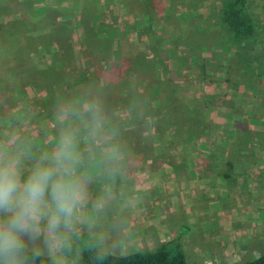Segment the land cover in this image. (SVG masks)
Listing matches in <instances>:
<instances>
[{
	"label": "rangeland",
	"instance_id": "obj_1",
	"mask_svg": "<svg viewBox=\"0 0 264 264\" xmlns=\"http://www.w3.org/2000/svg\"><path fill=\"white\" fill-rule=\"evenodd\" d=\"M65 1L66 0H57V2L56 0H0V23L18 18V21L15 24L12 26L9 25L8 27L11 26V28H14L15 32L18 31L26 37V43L29 45L23 51L24 56L28 55L30 51L27 53V50L30 49V45L32 46L35 42H29L30 40L26 35H35L34 38H36V33L38 31L42 32L44 36L36 42L35 50H37L38 53L34 54L33 58H38V60H44L45 58L50 60L52 58L51 50L57 51L59 49H50L48 50V56H45L46 54H44L45 48H43V44L50 39H53V41L56 39L58 46L61 45L63 47L64 52H62L60 58L63 66L60 68V71L56 76H54V79H56L59 84L58 88L61 89V93H68L66 91L68 86L66 83L67 77L72 76L71 74H73L76 83H95L98 87L103 84L102 91L104 93L106 107L110 112L118 114L122 137L131 148L134 153V161L137 162L129 170L128 176L125 179L129 184L121 185V182L118 181V187L122 186L131 194L133 188H135V185L137 184L136 181L141 180L142 188L136 186L138 190H135L134 193H137L142 197H148L149 194L145 191L143 185L147 184L149 181L156 178H161V180L165 181L166 177L169 180L171 178L176 179L179 175L177 179L179 184L182 179L189 178V174H187L188 170L193 171V167L196 169L198 164H200L195 162L198 157L203 158L204 156H207L211 158L214 155L229 154V149L226 143L223 141L216 142L217 136H221V134L224 133L222 130L223 125H213L212 120L209 119L211 110H208L210 106L207 104L211 105L213 100L219 102V98L217 97L211 99V96L203 94V96H201L203 97L201 98L202 101L197 100L196 106L198 112L196 113L195 118L204 120L207 125L204 128L205 132L203 135L198 136L197 138H193L192 133H188V131L177 126L176 123L181 120L166 114L165 110H152L150 107H147V110H137L139 107H137L136 110H130L128 105L125 102H122L120 91L115 88L113 85L114 82L110 81L111 79L109 77L104 76L103 72L108 68L111 62L119 59L118 55L120 54V57H122L150 53L151 47L146 41L145 33L136 28L135 24L129 25L128 29L131 30H127V34L121 36L123 39L122 41H124V49L121 50L120 47V54L117 49H115V45L114 50L111 48L112 40L110 38L99 37L101 39L100 41L96 40L98 36H95L92 41H89V39L87 40L86 37L85 39H80L78 35H80L81 29L75 27L68 19L69 15L73 14L71 13L73 11H71V9H75L76 7L74 5H69ZM178 3L190 4L192 2L190 0H179ZM220 4V0H202L201 3L192 7L190 14L194 16V19L197 20L200 18L203 23H209L211 28L215 29L217 22L213 8L219 7ZM112 7L114 8L113 11L112 9L110 10L112 11L111 13L116 14L114 11L115 6ZM67 10H70L71 12ZM183 10L184 6H179L177 3L173 7V12L175 14H179ZM199 13L202 16H197ZM85 14H87V10H85ZM104 18L108 21L111 20L109 13L106 14ZM66 21L68 24L64 23ZM126 24L124 18L120 27L124 28ZM170 35L171 34L168 30L164 32L165 37ZM87 41L91 43L90 45H100L101 48L107 47L108 50L106 49L107 52H104V54L102 50L88 51ZM250 42L251 41H247L242 47H238L240 48L238 50L244 57L250 53L248 50ZM246 43L248 47L246 46ZM173 44L174 43H170L169 45L166 44L167 46L165 47L170 48ZM72 46L73 50H71ZM158 53L159 56H162L165 60L171 55L170 49L159 50ZM203 55L204 56L200 59L198 57L194 58L188 52L185 54V51L180 53L179 56H181L182 59H178L179 63L186 60V64H192L184 66L172 73L173 76L180 81V84L185 86L183 88L188 91L187 93L182 91L181 96H191V92L195 93L196 90L198 92L200 90V92L210 94L212 87H220L215 85V80H221L224 74L228 75L230 70H232V66L234 69H237L238 67L237 61L231 64L234 60L232 61L231 58V60L228 59V57H231L229 53H225L223 59L211 57L207 53H203ZM92 58L94 59L93 61H91ZM157 74H160L158 70ZM139 90L140 88L137 86L132 87L129 92H136V95L140 100L143 94H141ZM200 92L199 94H202ZM42 95L43 91H41V89L35 90L33 87L29 89L27 96L23 95L21 97H16L9 93V91L0 92V102H4L0 103V138L6 137L10 132H17L21 137H27L29 139V146L34 152L44 147H50V142L53 141L56 135L55 119L53 116V103L55 100L50 102L48 98L42 97ZM136 105L139 106L138 101L136 102ZM42 110L46 113L42 112ZM221 117H228V115H221ZM219 122H224L223 124H225V121ZM229 130L232 131L231 128ZM226 140H229V138L226 137ZM186 159L188 161L184 162ZM206 165L210 167V164L206 163ZM239 168H241V166H239ZM155 170L161 173L155 175ZM169 172H173L175 175H170ZM225 180L226 179L224 178L223 181L225 182ZM242 186L243 184L238 180L235 185L230 184L228 188L225 183L223 191H220L219 188L217 189L215 187L211 190L212 192L210 195L203 194L199 197V194L197 196L193 194V200H195V198L197 199L195 200V202L197 201L196 203L188 193L186 194L188 197H183L182 193L186 192L181 193L180 191H177V188H172L173 192H176L174 195L176 200H178V198L190 200V206L187 207V211H181V216L176 218L179 223L184 222L194 226V228L190 227V229L187 227H181V230L183 229L185 232L181 238L183 242L182 247H184L186 258L189 261L198 264H214L220 262H240L246 259L241 256L247 250H244L243 252V248H241L238 243L235 246L228 244L231 235L229 229L233 230L234 228L229 226L228 216L225 217L224 221L228 223L225 225L226 227L223 228L224 230L221 233L210 231L212 226L217 222L219 213L221 212V214H225V209L234 206L233 199L245 197L244 195L239 194ZM240 202L242 205L243 202ZM204 203L208 206V209L213 205L218 206L219 211L217 210L214 213L213 211H210L211 213H207V209L205 211L202 210L205 213L203 214L204 218H207L210 221L201 225L197 213H202V211H197V209H199L201 204L203 205ZM247 204L248 206L246 204L240 206V211L243 215L246 211L249 212V210H246L248 207L250 208L255 205V203H251V201ZM235 206L237 207V203ZM163 211L164 210H162V213L168 218L170 224V218L174 216L175 212L170 209L168 212ZM128 214L129 213H125V216L131 219ZM191 214H193V216ZM256 218H258V216H253L249 218V220L253 221ZM212 219H214V223H212ZM238 227L239 226L236 224L237 229ZM252 243L256 244L252 245L255 247L254 254L264 251L263 246L257 248L261 242L256 241ZM158 244L159 241L157 240H150L148 242L143 241L141 243V249H149L150 246L153 247ZM136 248L137 245L133 247L128 246L125 253L137 250ZM251 258L253 257H250L249 259Z\"/></svg>",
	"mask_w": 264,
	"mask_h": 264
},
{
	"label": "clouds",
	"instance_id": "obj_2",
	"mask_svg": "<svg viewBox=\"0 0 264 264\" xmlns=\"http://www.w3.org/2000/svg\"><path fill=\"white\" fill-rule=\"evenodd\" d=\"M102 88L78 84L56 96L50 147L34 152L17 132L0 138V264L123 258L133 223L124 212L137 210L140 198L118 181L137 162Z\"/></svg>",
	"mask_w": 264,
	"mask_h": 264
},
{
	"label": "trees",
	"instance_id": "obj_3",
	"mask_svg": "<svg viewBox=\"0 0 264 264\" xmlns=\"http://www.w3.org/2000/svg\"><path fill=\"white\" fill-rule=\"evenodd\" d=\"M86 1L88 14L84 13V2L86 3ZM190 1L192 2L190 4H179V0H121L125 12L133 16L137 14L141 16L142 21L135 24V27L145 33L146 41L151 49L150 53L123 56L114 60L104 70L103 75L114 82L113 85L120 91L122 102H125L130 110H136L137 107H139L137 110H147V107L152 110H165L166 114L181 120L176 123L177 126L192 133L193 138H197L203 135L207 125L204 120L195 118L198 112L196 106L198 98L193 95L181 96L182 91L186 93L188 91L172 74L184 66L192 65L191 63L186 64V60L179 63L178 59H182L179 56L180 53L185 51V54L188 52L194 58L200 59L204 56L203 53L219 59H223L225 53H230L231 57L228 59L234 60L231 64L237 61V68H239V70L234 69L232 66L230 72L239 81H242L243 74H249L254 80H258L257 76L260 74L249 66V60L253 61L256 56L245 58L238 50L240 49L238 47H242L248 40L256 41L254 22L246 9V0H220L219 7L213 8L217 22L215 29H212L209 23H203L200 18L194 19V16L190 14L192 7L201 3L202 0ZM84 2L81 5L83 14L78 17L79 24L76 25L86 33L87 27H93L91 20L97 11V3L88 0H84ZM176 3L179 6H184V10L179 14L173 12ZM197 16L202 15L199 13ZM17 21L18 18H15L0 23V92L9 91L14 96L21 97L27 96V92L33 87L35 90L41 89L42 97L48 98L52 102L57 95L64 94L61 93V89L58 88L59 84L54 79L63 66L60 59L64 52L63 47L58 46L56 39L54 41L50 39L44 42L43 48H45V56H48V50L59 49L51 50L52 58L50 60L33 58V55L38 53L35 50L36 42L44 36L42 32L38 31L36 38H34L35 35H26L29 42H35L27 50V53L30 51L28 55L24 56L23 51L29 44L26 43L27 39L22 33L15 32L14 28H11ZM64 23L68 24L67 21ZM9 25L11 26L8 27ZM166 30L171 34L168 37L164 36ZM95 36L97 35L95 34ZM85 37L87 40L89 39L88 35ZM96 40L100 41L101 39L97 37ZM170 43H174L173 46L166 48L165 46ZM164 49H170L171 52L167 60L159 56L158 53L159 50ZM71 50H73V46ZM156 69L160 72L159 75ZM71 75L67 77V92L72 90L75 85L80 84L76 83L73 74ZM137 86L140 88L139 92L143 94L140 100L136 92H129L132 87ZM137 101L139 106L136 105ZM106 264L198 263L191 262L186 258L180 235H176L156 248L133 250L125 253L123 258L120 254L114 253L112 259L106 261ZM214 264H264V251L256 257L240 262Z\"/></svg>",
	"mask_w": 264,
	"mask_h": 264
},
{
	"label": "crops",
	"instance_id": "obj_4",
	"mask_svg": "<svg viewBox=\"0 0 264 264\" xmlns=\"http://www.w3.org/2000/svg\"><path fill=\"white\" fill-rule=\"evenodd\" d=\"M88 1L97 3V11L95 15H93V20H91L93 27H87L86 33L81 30L78 37L80 39H85V36L88 35L89 41L93 40L95 34L101 38H110L112 40L111 48L114 50L115 45V49H117L120 54V47L121 50L124 49V41H122L123 39L121 36L127 34V30H131L128 29L129 25L139 23L137 21H142L141 16L138 14L133 16L125 12L122 8L121 0ZM65 2L76 7L75 9H71V11L73 10L72 12L67 10L73 13L69 15L68 19L75 27L80 28V26L76 24H79L78 17L83 14L81 5L84 0H66ZM246 3V9L253 18L256 41H253V39L248 40L251 41L248 48L250 53L246 55L245 58L256 56L253 61L250 62L249 60V66L253 67L252 69L260 74L257 76L259 79L254 80L249 74H243L242 81H239V79L235 78L230 72L228 75L224 74L221 80H215V85L220 87H212L210 94L200 92V90L199 92L202 94H199L197 90L195 93L191 92V94L196 96L200 101H202L201 98L203 97L201 96H203V94L211 96V99L213 97L219 98V102L213 100L211 105L207 104L210 106L208 110H211L209 119L212 120L213 125H223L222 130L224 133H222L221 136H217L216 142L223 141L226 143L229 154L214 155L211 158L207 156L203 158L198 157L195 162L200 164H198L196 169L193 167V171L188 170L187 174H189V178L182 179L179 184L177 181L179 175L176 179L171 178L169 180L166 177L165 181L161 180V178L149 181L147 184L143 185L145 191L149 194L148 197H142L134 192L131 194L128 193L129 195L134 194L140 198V204L137 210L133 211L128 209L124 212V215L125 213H129L128 216H130L133 221L131 231L128 233V239L126 241L130 247L137 245L136 249L138 250L141 249V243L143 241H159L158 245L149 247V249H153L176 235H180L181 239L182 235L185 234L183 229L181 230V227H187L188 229H190V227L194 228L193 225L184 222L179 223L178 219H176L181 216V211H187V207L190 206V200L180 199L178 197V200H176L174 196L176 192H173L172 188H177V191L181 193L186 192L182 193L183 197H188V195H186L188 193L193 200V194L196 196L199 194V197L203 194L210 195L212 192L211 190L215 187L223 191L225 183L228 188L230 184L235 185L238 180H240L243 186L239 194L245 197L233 199L234 206L225 209V214L219 213L217 222L212 226L210 231L221 233L228 223L224 222L225 217L228 216L229 226L234 227L233 230L229 229L231 235L228 244L235 246L238 243V245L243 248V252L247 250L241 257L249 259L250 257L260 255L259 252H257V254L253 253L255 252V247L252 245L256 244L252 242H261L257 248L263 246L264 249V0H246ZM112 6H115L114 11L116 14L111 13L114 8ZM84 8L87 10V1L86 3L84 2ZM111 9L112 11H110ZM106 12L111 16V20L109 21L104 18L105 15L108 14ZM124 18L127 24L124 28H121V22H123ZM89 41H87L88 51L102 50L103 54L107 52V47L101 48L100 45H90L91 43H89ZM120 56L121 54L118 55V58H120ZM93 60L92 58L91 61ZM237 69L239 70V68ZM258 81L260 82L258 83ZM221 115H228L229 118L221 117ZM219 121H225V124ZM230 128L232 131L229 130ZM225 136L228 137L229 140H226ZM187 161V159L184 160V162ZM206 163L210 164V167H208ZM238 165L241 166V168H239ZM160 173L161 172L157 170L154 171L155 175H159ZM169 174L175 175L173 172H169ZM224 178L226 179L225 182L223 181ZM119 182H121V185L129 184V182L125 180ZM140 185L141 184L135 185L136 191L138 190L136 186L142 188V185ZM98 186L99 185H94L93 191H95ZM195 200L197 199L195 198ZM195 200L193 201L195 202ZM240 201L243 202L242 205L246 204L248 206L247 203H249V201L255 203V205L250 208L248 207L246 210H249V212L246 211L243 215L240 211V206H242ZM235 202L237 203V207L239 206L238 208L235 206ZM204 205L205 203L203 205L201 204L197 211H205L206 209L208 211L207 213H211L210 211H213V213L217 210L219 211V207L216 205L211 206L210 209H208L207 205H205L206 207ZM169 209L175 212L174 216L170 218V224L168 218L162 213V210H164L163 212H168ZM204 211L199 214L196 212L201 225L210 221L204 218ZM191 215L193 216V214ZM253 216H258V218L253 220L254 222L249 220V218ZM213 220L214 219H212V223H214ZM236 224L239 226L238 229L236 228ZM181 243L183 245L182 239Z\"/></svg>",
	"mask_w": 264,
	"mask_h": 264
}]
</instances>
